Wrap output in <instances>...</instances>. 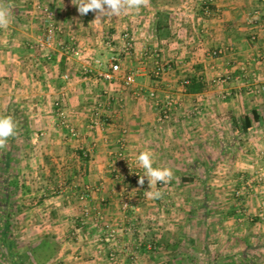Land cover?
<instances>
[{"label": "crops", "instance_id": "crops-1", "mask_svg": "<svg viewBox=\"0 0 264 264\" xmlns=\"http://www.w3.org/2000/svg\"><path fill=\"white\" fill-rule=\"evenodd\" d=\"M37 5L48 8L66 33L75 37L83 53L81 59L49 52L52 61L45 60L48 51L38 48L43 19ZM211 5L220 13L219 17L206 20L194 43L183 48L189 51V56H184L179 34L174 36L171 30V39L156 37L155 13L160 10L157 5L153 6L154 14L144 31V26L139 27L134 21L136 17L128 15V11L120 13L121 18L100 17L101 21L96 12L81 14L78 0H0V7L10 6L13 16L12 23L0 29V118L11 117L17 126L16 135L0 147V176L9 172L19 187L18 195L25 200L34 195L32 179L39 175L43 183L40 194L51 196L33 210L43 215L55 214L49 216L48 223L44 222L46 234L57 235L54 230L66 228L68 219L64 215H77L81 212L80 205L88 206L90 213L104 216L114 226L122 222L117 214V201L123 193L118 183L122 176L114 170L121 139L125 140L134 163L139 153L148 152L153 167L163 168L168 162L180 161L179 151L184 145L195 150V139H202L198 149L204 152L209 138L202 134L207 132L208 137L209 132L220 129L217 120L225 115L232 118L244 114L237 99L246 89L241 90L239 82L230 85L231 95L226 101L221 99V93L227 86L211 82L217 75L232 74L239 68H245L248 75L254 71L257 82L263 77L264 62L254 63V59L258 53H264V30L257 35L255 44L250 43L248 35L254 28L248 25V16L256 8L263 13L264 0H212ZM127 33L134 41L130 56L121 53L122 36ZM226 46L235 48L228 59L209 61L205 57V51ZM143 51L146 56L138 59ZM113 55H120L124 72H139L130 88L122 89L120 80L107 84L82 72L92 60L104 62ZM155 57L160 58L162 65L171 66L160 79L153 76ZM65 74L68 81L62 79ZM189 78L201 79L205 90L185 93L183 84ZM151 92L159 101L171 96L179 102L164 125L156 122V109L148 98ZM107 98L110 105L102 125L89 130L90 106ZM57 99L63 100L68 108L77 138L68 137L56 126L52 103ZM256 103L252 110H260L257 107L260 104ZM196 107L205 112L203 122L185 124V117ZM80 194L86 195V203L78 200Z\"/></svg>", "mask_w": 264, "mask_h": 264}, {"label": "rangeland", "instance_id": "rangeland-1", "mask_svg": "<svg viewBox=\"0 0 264 264\" xmlns=\"http://www.w3.org/2000/svg\"><path fill=\"white\" fill-rule=\"evenodd\" d=\"M153 1L152 4L150 0H143L139 10L131 9L128 15L135 16L134 21L139 27L144 26L142 30L145 31L154 14V5L169 12L170 31L175 32L174 36L179 34L184 56L189 51L183 48L194 43V37L205 28L206 20L220 15L218 12L217 17L205 16L206 5L217 11L211 5L212 0L197 3L192 0ZM122 15L118 14V17ZM257 29L253 30L257 35L263 32L261 21ZM209 51L204 52L205 57ZM257 60L261 65L264 62L257 57L254 63ZM255 75L254 71L249 72L250 82L257 81ZM258 82H264V75ZM239 84L241 90L246 89L237 99L244 114L250 112L256 102L262 109L264 93L249 91L245 88L247 81ZM203 113L193 109L184 123H202ZM230 120L231 117L225 115L217 120L220 129L212 130L208 137L207 132L202 134L209 138L204 152L198 149L203 144L202 139H195V150L190 149L191 145H184L179 151L180 161L161 166L171 169L174 174L169 183H159L149 189L147 178L139 185L119 179L123 193L117 201V214L122 222L117 226L97 213L83 216L85 205H80L81 212L77 215H64L68 219L66 228L54 230L57 235L46 234L44 222L48 223L49 216L55 217V214L43 215V212L33 210L51 196L40 194L43 183L37 175L35 180L32 179L34 195L25 200L23 195L14 198L20 210L14 225L16 237L26 245H36L46 235L57 238L55 256L49 259L43 254L37 264H207L229 256L234 257L236 264H242L241 256H246L253 264H264V123H254L249 133L237 135ZM184 138L187 140L188 137ZM135 165L142 168L137 162ZM149 190H159L162 198L148 199L146 193ZM125 201L129 207L123 211L121 205Z\"/></svg>", "mask_w": 264, "mask_h": 264}, {"label": "built area", "instance_id": "built-area-1", "mask_svg": "<svg viewBox=\"0 0 264 264\" xmlns=\"http://www.w3.org/2000/svg\"><path fill=\"white\" fill-rule=\"evenodd\" d=\"M36 8L42 15L43 19V35L38 41V48L40 50L48 51L45 60L47 62L52 61V53L49 52H56L69 58L81 59L83 53L80 50L75 37L66 33L65 29L55 21L53 14L48 8L43 5H37ZM204 14L207 17H217L218 11H212L209 9V6L206 5L204 7ZM259 21H261L264 26V12L262 13L259 9H254L248 16V25L254 28L252 30H255L259 26ZM122 38L123 43L121 45V53L130 56L134 44L133 37L127 33L124 34ZM256 40L257 33L253 31L249 34V42L255 44ZM106 44L109 47L111 46L109 42H106ZM234 53V46L216 48L207 53V59L212 61L228 59ZM145 56L146 52L143 51L137 57L138 59H141ZM258 59L264 60V56L259 53ZM153 61L155 65L153 76L155 79H160L171 70V66L162 65L157 57H155ZM237 71L227 75L219 74L212 80L211 83L217 86L220 85L228 87L235 82L247 81L245 88L249 91L257 94L264 93V82L259 83L255 79H253V82H250V77L245 68H239ZM82 72L86 74L88 78L94 77L97 81L105 82L107 84H111L115 80H120L122 89L130 88L135 83L136 77L139 75V72L136 70L128 72L123 71L121 67L120 55H113L104 62L98 59L92 60L90 64H86L82 68ZM62 79L64 81H68L69 76L65 74L62 76ZM230 95V89L226 88V90L221 93V99L227 100ZM148 98L152 101V105L156 109V122L160 126L170 120L174 110L179 104L178 100L171 96L165 98L164 101H159L153 92L149 94ZM109 105L110 98H107L104 101H95L90 106L88 110L90 114V120L88 123L89 130H95L102 125L105 110L109 107ZM52 110L55 114L56 126L64 130L68 137L77 138L78 132L70 122V113L63 100H55L52 103ZM198 110H200L199 107L194 108V111L197 112ZM119 144L120 147L116 154L117 158L114 164V170L121 174L123 179L130 180L136 185H139L140 177L143 176L144 170L135 165L129 156L125 140L121 139ZM79 199L81 201H86L87 198L85 194H81ZM128 207L129 205L126 201L121 205L123 211H126ZM82 213L83 216H88L90 213L89 207L84 206Z\"/></svg>", "mask_w": 264, "mask_h": 264}, {"label": "trees", "instance_id": "trees-1", "mask_svg": "<svg viewBox=\"0 0 264 264\" xmlns=\"http://www.w3.org/2000/svg\"><path fill=\"white\" fill-rule=\"evenodd\" d=\"M153 4V1L150 0ZM155 35L159 40L170 38V13L165 10H156ZM205 90L201 79L189 78L183 84V91L188 94H197ZM264 123V107L260 110H251L238 117H232L230 124L237 135H245L253 129V124ZM5 165V164H3ZM19 187L9 172L0 176V264H37L40 256L46 255L51 259L58 250L57 238L46 235L40 238L36 245H26L19 242L14 232L16 216L20 211L14 198L18 196ZM44 254V255H43ZM241 256L242 264H253ZM207 264H236L234 257L220 259Z\"/></svg>", "mask_w": 264, "mask_h": 264}, {"label": "clouds", "instance_id": "clouds-1", "mask_svg": "<svg viewBox=\"0 0 264 264\" xmlns=\"http://www.w3.org/2000/svg\"><path fill=\"white\" fill-rule=\"evenodd\" d=\"M143 4V0H78L79 12L86 15L89 11L97 13L100 17H113L122 12L136 9ZM13 20L11 7H0V29L8 27ZM16 123L11 117L0 118V147H3L8 138L16 135ZM139 166L144 169V175L140 177V183L147 178L149 189L159 183H169L173 179V172L168 168L153 167V158L148 152H141L137 156ZM148 199H160L162 193L159 190L147 191Z\"/></svg>", "mask_w": 264, "mask_h": 264}]
</instances>
